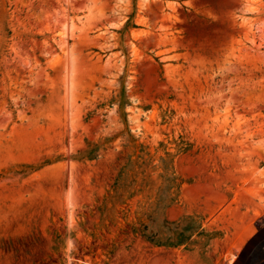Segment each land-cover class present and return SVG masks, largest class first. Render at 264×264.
<instances>
[{
    "label": "rangeland",
    "instance_id": "374dc122",
    "mask_svg": "<svg viewBox=\"0 0 264 264\" xmlns=\"http://www.w3.org/2000/svg\"><path fill=\"white\" fill-rule=\"evenodd\" d=\"M263 207L264 0H0V264H214Z\"/></svg>",
    "mask_w": 264,
    "mask_h": 264
},
{
    "label": "bare ground",
    "instance_id": "6f19581e",
    "mask_svg": "<svg viewBox=\"0 0 264 264\" xmlns=\"http://www.w3.org/2000/svg\"><path fill=\"white\" fill-rule=\"evenodd\" d=\"M62 42H65V40L64 41L62 40ZM65 44H66V42H65ZM65 44H63V45H65ZM232 139H233V137H232ZM252 211H253L252 216H253V220H254L253 222H255L259 226L260 229L264 228V207L259 208V209H254ZM259 235L258 236L256 235V237H253L252 239L247 241L244 245L239 246V248H236V249H231V247L229 248V245H228V249H223L226 247L223 245L224 247L220 248V253L218 252L219 255L216 258V261L214 264H264V238L262 237V236H264V234L261 236H259ZM226 243L228 244L230 242H225V245H226ZM234 243H233V245H234ZM236 244H238V243H236ZM230 246H231V244H230ZM235 247H237V246L235 245L233 248H235ZM224 250H226V251H224Z\"/></svg>",
    "mask_w": 264,
    "mask_h": 264
},
{
    "label": "crops",
    "instance_id": "0c3cea01",
    "mask_svg": "<svg viewBox=\"0 0 264 264\" xmlns=\"http://www.w3.org/2000/svg\"><path fill=\"white\" fill-rule=\"evenodd\" d=\"M162 1V0H161ZM151 3H153V1H151Z\"/></svg>",
    "mask_w": 264,
    "mask_h": 264
}]
</instances>
